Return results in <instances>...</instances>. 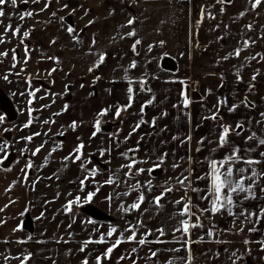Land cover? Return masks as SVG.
<instances>
[{
    "label": "crops",
    "instance_id": "crops-1",
    "mask_svg": "<svg viewBox=\"0 0 264 264\" xmlns=\"http://www.w3.org/2000/svg\"><path fill=\"white\" fill-rule=\"evenodd\" d=\"M57 2L67 4L66 12L72 15L74 31L70 34L68 24L60 28L58 23V31L67 37L60 43L66 48L65 54L50 50L53 58L61 61L59 70L55 61L48 57L49 53H41V57L36 55L33 61L35 70L43 78L55 75L58 81L81 78L89 84L94 96L107 97L106 110L112 118L105 122L117 120L112 122L117 125L111 132H103L116 133L110 140L113 158L128 155L138 159L160 157L167 161L181 157L199 158L191 167L193 178L189 177L190 186L186 188L191 189L193 198L189 202L195 206V212L190 210L186 216L189 230L184 242L188 240L185 244L188 248L189 243L188 251L191 252L193 247L195 255L202 252L203 246L199 244L214 243L216 251L222 255L231 242H236L243 248L253 247L256 253V261L248 258L243 264H264V213H261L264 209V175H259L264 172V156L261 155L264 145L259 144V140L264 139V0L255 7V0ZM59 8L63 9L62 6ZM129 20L133 21L131 25ZM129 32L135 34L129 36ZM260 36L263 43L257 39ZM136 40L140 43L134 49ZM199 46L207 50L206 57L198 51ZM34 51L37 54L38 49ZM237 51L239 55H236ZM101 55L105 57L103 62L99 61ZM163 57L175 60V72L161 68ZM38 59L40 64L36 65ZM214 59L216 63H213ZM133 63L135 67L131 66ZM209 65L212 74H203L202 77V71H206ZM187 69L191 76L199 78L197 91L201 98L188 102L185 107ZM253 81L258 86L259 100L253 98L257 108L250 111L240 100ZM129 87L133 89L132 93L128 92ZM220 98L222 104H219ZM117 108L121 109L119 117L115 115ZM214 114L226 118L227 126L243 125L239 134H228L223 146H220L219 134L226 126L213 120ZM230 114H237V118L232 119ZM141 121L144 122L141 124ZM137 124H140L139 128H136ZM253 133L255 138L248 140ZM234 151L243 160L260 161L252 166L258 175L251 184V194L234 196L232 215L226 209L212 214L211 193L208 191L210 179L204 177L210 173L211 161L224 160ZM231 166L234 170L245 169L243 173L237 171L236 179L252 176L251 168L239 160ZM162 169L164 173L165 169ZM10 174L13 179L21 178L18 174ZM0 183L7 185L4 181ZM250 183L245 179L246 186ZM205 209L209 211H202ZM9 225H13V221L3 220V229ZM3 231L4 234H14L11 230ZM24 231L28 232V229ZM209 232L212 235H208ZM141 234L139 231L133 241L118 239L121 243L111 253H107L110 247H99L101 235L83 239L89 249L83 257L73 252L72 263L98 264L99 258V264H170L172 248L156 246L152 238L146 240L148 238ZM25 236L9 237L27 242ZM11 239L14 238H8V241ZM28 239L30 241L31 237ZM140 239L146 243L141 245ZM91 243L97 247L91 248ZM153 252L157 255L152 256ZM41 257L39 253L34 263L43 264Z\"/></svg>",
    "mask_w": 264,
    "mask_h": 264
},
{
    "label": "rangeland",
    "instance_id": "rangeland-1",
    "mask_svg": "<svg viewBox=\"0 0 264 264\" xmlns=\"http://www.w3.org/2000/svg\"><path fill=\"white\" fill-rule=\"evenodd\" d=\"M51 1L28 0L25 3L17 0L14 6L12 0H5L0 5L4 12L0 17V40L3 41L0 42V96L7 97L16 112V119L10 122L0 108L3 117L0 121V149H3L0 150V181L7 183H0V264H35L39 253L43 264H73V252L83 257L89 249L83 239L101 235L99 247L104 245L106 248L115 245L116 239L133 241L128 239L133 231L135 239L140 231L144 238H148L146 240L152 238L156 246H170V264H243L248 258L256 261L253 247L243 248L236 242H231L222 255L216 251L214 243L199 244L203 246L202 252L195 255L193 247L191 252L188 251L189 243L188 248L185 247L188 240L184 242L187 236L181 221L186 220L187 214L180 213L185 204L193 206L190 212H195L192 210L194 203L189 202L193 194L186 188L190 186L189 177L193 178L191 167L199 158L181 157L169 161L160 157L138 159L130 155L126 159L113 158L110 140L116 133L92 135L98 118L101 123L112 118L108 113L98 115L107 109V97L94 96L89 84L81 78L58 81L55 75L43 78L35 70L33 61L36 55L41 57V53H49L48 57L55 61L59 70L61 61L53 58L50 50L66 53L63 52L66 48L61 45L66 36L58 31L57 26L58 23L60 28L68 26L63 19L72 15L66 12L67 4ZM61 6L63 9L59 8ZM27 12L33 15H25ZM26 32L27 36L24 35ZM257 39L262 42L261 36ZM198 48L206 57L207 50L201 46ZM207 68L202 71V77L203 74H212L210 65ZM186 72L185 86L197 90L199 78L191 76L189 69ZM41 77L51 90L34 81H42ZM219 104H222L221 98ZM230 117L235 119L237 114H230ZM223 118L221 122L227 126L228 122ZM73 122L75 128L71 127ZM28 137L32 139L28 140ZM80 144L84 147L76 153ZM8 145L15 159L4 168L3 162L9 155ZM37 148L39 152H36ZM76 155H80V160H75ZM132 161L136 163L129 170L125 166ZM29 164L32 166L27 167ZM155 165L165 171L153 177L148 169ZM138 169L145 171L138 173ZM10 173L21 178L13 179ZM110 179L112 183H107ZM90 192L95 195L85 203ZM161 194L157 207L154 198ZM140 195L144 196V201L138 210H134L131 205L138 202ZM77 197H80L79 202L67 210L69 201H75ZM5 219L13 221V225L3 229ZM29 226L33 227L32 232L29 229L23 232ZM113 228L116 231L108 236ZM3 230H11L14 234H4ZM22 233L27 235V242L16 239L18 235L22 237ZM13 235L16 237H9ZM8 238L14 239L10 242ZM94 246L97 244L91 243V248Z\"/></svg>",
    "mask_w": 264,
    "mask_h": 264
},
{
    "label": "snow or ice",
    "instance_id": "snow-or-ice-1",
    "mask_svg": "<svg viewBox=\"0 0 264 264\" xmlns=\"http://www.w3.org/2000/svg\"><path fill=\"white\" fill-rule=\"evenodd\" d=\"M25 3L28 2V0H24ZM5 3V0H0V5H3ZM13 5L15 6L17 3V0H12ZM261 3V0H255V4L253 5L255 7V5H258ZM45 7H47V5H45ZM4 15V12L2 10H0V17H2ZM25 15L27 16H32L33 13L32 12H27L25 13ZM241 15H243V13H241ZM21 19H24V16H21ZM63 19V18H61ZM91 23V21L89 22ZM129 25H131L133 23L132 20L128 21ZM5 31H8V29L6 28ZM18 31V29H17ZM74 29L72 27L68 28V32L71 34L73 33ZM15 34V33H13ZM135 33L134 32H129L128 35L129 36H133ZM25 36L28 35V33H24ZM0 42H3L2 40H0ZM140 41L136 40L135 44L133 45V48L135 49V46L137 44H139ZM236 55H239V51H237ZM13 59H15V55L13 56ZM105 59V57L103 55H101L99 57V61L103 62ZM15 66V65H13ZM132 67H135V63H133L131 65ZM89 71H92V69L90 68ZM5 79H7V77H5ZM254 79V78H253ZM133 89L131 87L128 88V92L132 93ZM30 95H34V93H30ZM132 97L131 95L129 96V101L131 102ZM29 103H31V101H29ZM148 103H151V101H149ZM188 105V101L187 99H185L184 101V106L187 107ZM130 106V104H129ZM143 107L141 108V112H143ZM231 111V109H230ZM107 110H102L98 115L99 116H104L106 115ZM121 113V109L117 108L115 115L117 117L120 116ZM213 119H215V115H213L212 117ZM3 120V117L0 116V121ZM144 121H141L140 123L142 124ZM29 123H31V121H29ZM100 124L101 121L98 118L96 120L95 123V131L92 133L93 136H95L97 134V132L100 131ZM28 125H25V127H27ZM71 127L75 128V122H73V124L71 125ZM140 124L136 125V128H139ZM237 127H240L239 125ZM136 128L133 129V131L136 130ZM229 134V128L225 127L223 129V131L219 134V142H220V146H223L226 142H227V136ZM239 134V133H237ZM129 135H131V133H129ZM255 138V133H253L252 136L248 137V140H253ZM28 140H31V137L27 138ZM259 144L260 145H264V139H260L259 140ZM84 147L83 144H80L77 146V148L75 149L76 153H80L81 149ZM3 150V149H0ZM55 149H53L54 151ZM199 150V149H198ZM251 150V149H249ZM40 149L37 148L36 152H39ZM36 153L34 152L33 155H35ZM101 155H103V153H101ZM126 155V154H125ZM262 156H264V153H261ZM65 159L67 160L68 157H65ZM75 160H80V155H76ZM241 161L245 164H247L251 170H252V176L251 177H243L241 176L239 179H236V173L237 171L240 173H243L245 171V169L241 168L238 170H234V168L231 166L234 162L236 161ZM136 163V161H132V163H129L128 165H126L125 167H127L129 170L132 169V167L134 166V164ZM162 163V161H161ZM260 163V161L257 160H253V159H247V160H243L240 156L237 155V152L234 151L231 155L227 156L224 160H221L219 162L213 160L210 163V173L208 176L204 177L205 179H210V188L208 189V191L211 193V208L210 211L212 214H216L221 212L222 209H226L229 213V215H232V206L234 205V196H239L241 193H248L251 194V184L255 183V177L258 175L256 169L254 167H252L255 164ZM32 165L29 164L27 165V167H31ZM155 167H159V165H155ZM153 169H148L149 173H151L152 171H154ZM145 171L144 169H138L137 172H143ZM94 174V173H93ZM259 175H264V172L259 173ZM245 179H248L249 181H251V183L249 185H245ZM107 183H112V180L110 179L109 181H107ZM181 183H183V181H181ZM84 184V181L81 180V185ZM138 187V185H137ZM166 192H170L171 189H165ZM95 195V193H88L87 197L85 198V203H88L92 200V197ZM125 195H127V193H125ZM163 194H161V196H157L154 198V203L157 207H159L160 205V201L162 199ZM245 199L248 198V196L244 197ZM80 200V197H77L75 201H69L68 205L66 206L67 210H70L72 205L75 203H78ZM144 201V196L140 195L138 197V202L133 203L131 205V208L134 210H138L141 206V203H143ZM177 203H180L179 201H177ZM190 211V206L188 204L184 205L183 210L181 211V215H186L188 214ZM202 211H209L208 209L202 210ZM261 213H264V209H261ZM247 219V216L245 217ZM197 220H199V217H197ZM181 224L183 225L182 230L187 233L189 230V224L187 220L181 221ZM193 227L198 226V225H192ZM254 230V229H250ZM116 230L113 228L108 232V236H112L113 232H115ZM161 234H163L161 232ZM208 235H212L211 232L208 233ZM129 240H134L135 239V232L133 231V234L131 236L128 237ZM102 242V241H99ZM121 243L120 240L116 241V244L113 245L112 247L107 249V253H111L113 248H115L117 245H119ZM139 243L141 245L145 244L146 241L144 239H140ZM245 243H247V241H245ZM83 250V249H81ZM133 251H135V249H133ZM157 253L153 252L152 256H156ZM98 264H99V258H97ZM85 264H87V261H85Z\"/></svg>",
    "mask_w": 264,
    "mask_h": 264
},
{
    "label": "water",
    "instance_id": "water-1",
    "mask_svg": "<svg viewBox=\"0 0 264 264\" xmlns=\"http://www.w3.org/2000/svg\"><path fill=\"white\" fill-rule=\"evenodd\" d=\"M226 2H229L230 0H224ZM66 24H68L70 27L74 26V22L72 21L71 16H66L63 19ZM160 66L163 70L170 71V72H175L177 70V64L174 59L170 57H163L160 61ZM37 82L40 86L45 87L47 89H50L49 86H47L44 82L40 80H34ZM184 93H185V98L187 100L191 101H198L200 100L201 96L199 95L197 90H189L188 86H185L184 88ZM0 108L5 114L6 118L8 121H14L16 119V112L14 110L13 105L11 104L10 100L5 97L4 95L0 96ZM117 123H112V122H103L100 124V131L99 132H111L113 127L116 126ZM9 149V155L7 156L6 160L3 162V167L7 168L10 166V164L14 161L15 155L11 151V146L8 145ZM163 173L162 168H155L154 171L150 173L151 176L156 177L159 176ZM194 210V209H192ZM195 211V210H194ZM27 229H29L30 232H32L31 226H29Z\"/></svg>",
    "mask_w": 264,
    "mask_h": 264
},
{
    "label": "flooded vegetation",
    "instance_id": "flooded-vegetation-1",
    "mask_svg": "<svg viewBox=\"0 0 264 264\" xmlns=\"http://www.w3.org/2000/svg\"><path fill=\"white\" fill-rule=\"evenodd\" d=\"M41 81V80H40ZM45 81V80H44ZM42 81V82H44ZM47 85V84H46ZM48 86V85H47ZM50 87V86H49ZM45 88V87H44ZM46 90H51V87L50 89H47L45 88ZM258 86L257 84H255V81H253L248 87H247V90H246V94L242 96L241 98V103L247 108L249 109L250 111H254L256 110L257 108V105L256 103H254V99H258L259 100V94H258ZM213 117V116H212ZM215 121H221L222 117L218 116V115H215ZM111 122H116L117 120H109ZM224 123L222 122V125ZM240 126V127H237V126ZM224 126V125H223ZM227 128H229V133H240L242 131V128H243V125L240 124V123H237L235 124L234 126H226ZM27 221V220H26ZM26 264V263H25Z\"/></svg>",
    "mask_w": 264,
    "mask_h": 264
}]
</instances>
